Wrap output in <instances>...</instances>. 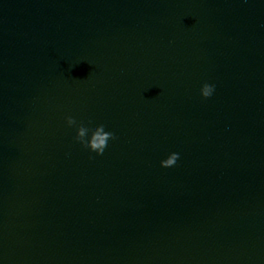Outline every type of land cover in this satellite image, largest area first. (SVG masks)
Instances as JSON below:
<instances>
[{"label": "water", "instance_id": "95a60500", "mask_svg": "<svg viewBox=\"0 0 264 264\" xmlns=\"http://www.w3.org/2000/svg\"><path fill=\"white\" fill-rule=\"evenodd\" d=\"M0 264H264V0H0Z\"/></svg>", "mask_w": 264, "mask_h": 264}, {"label": "clouds", "instance_id": "9594fccd", "mask_svg": "<svg viewBox=\"0 0 264 264\" xmlns=\"http://www.w3.org/2000/svg\"><path fill=\"white\" fill-rule=\"evenodd\" d=\"M216 85L213 83L204 82L200 87V95L204 98H209L215 92ZM67 125H76V120L71 116H66ZM115 134L108 130L105 131L104 124L91 125V122L85 124L80 122L77 125V132L74 136V140L77 141L82 147L86 148L90 152H94L97 156L103 155L109 140H114ZM178 152H170L165 159L162 160L161 167L169 168L174 166L179 159Z\"/></svg>", "mask_w": 264, "mask_h": 264}]
</instances>
